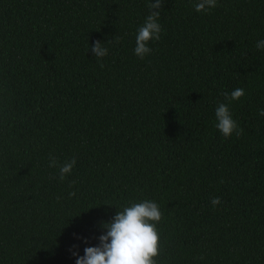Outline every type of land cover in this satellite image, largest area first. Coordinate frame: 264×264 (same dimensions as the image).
<instances>
[{
  "label": "trees",
  "instance_id": "obj_1",
  "mask_svg": "<svg viewBox=\"0 0 264 264\" xmlns=\"http://www.w3.org/2000/svg\"><path fill=\"white\" fill-rule=\"evenodd\" d=\"M150 2L0 0V264H75L145 199L156 264H264V0H164L140 59ZM221 102L241 136L215 127ZM50 157L75 158L63 181Z\"/></svg>",
  "mask_w": 264,
  "mask_h": 264
},
{
  "label": "clouds",
  "instance_id": "obj_2",
  "mask_svg": "<svg viewBox=\"0 0 264 264\" xmlns=\"http://www.w3.org/2000/svg\"><path fill=\"white\" fill-rule=\"evenodd\" d=\"M163 2L164 0H155V3L148 4L149 15L137 30L134 54L140 59L152 52V48L148 46L149 42L159 41L161 38L162 28L158 19ZM215 7H217V0H198L195 11L207 12ZM120 39L118 36L113 38L117 43ZM255 46L257 49H264V40L257 41ZM91 51L97 60L108 54V49L100 41L94 43ZM100 66L103 67V64ZM222 95L230 103L243 97L245 90L237 88L230 94L223 92ZM259 115L264 116V109L259 111ZM215 118L217 121L215 127L225 138L231 137L233 133L237 137L243 134V129L239 128L232 118L228 103H218ZM75 164V158L60 165L56 158L50 157L48 166L58 167L59 180L63 181L72 173ZM74 183L75 181H72L69 187ZM68 195L73 197L76 193L73 191ZM60 199L61 197H57V200ZM220 203L219 197L211 200L213 206ZM162 215L159 205L152 200L145 199L139 203H130L129 206L123 207L122 211H117L111 221L101 222V228L106 231L98 237L97 246L85 247L83 256H79L75 251L72 252V255L77 257L75 264H156L154 258L160 251V236L156 225L161 221Z\"/></svg>",
  "mask_w": 264,
  "mask_h": 264
}]
</instances>
